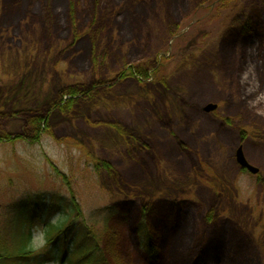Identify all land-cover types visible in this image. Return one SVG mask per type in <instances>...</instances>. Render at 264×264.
<instances>
[{
	"label": "rangeland",
	"instance_id": "1",
	"mask_svg": "<svg viewBox=\"0 0 264 264\" xmlns=\"http://www.w3.org/2000/svg\"><path fill=\"white\" fill-rule=\"evenodd\" d=\"M41 192L111 264H264V0H0V208Z\"/></svg>",
	"mask_w": 264,
	"mask_h": 264
},
{
	"label": "trees",
	"instance_id": "2",
	"mask_svg": "<svg viewBox=\"0 0 264 264\" xmlns=\"http://www.w3.org/2000/svg\"><path fill=\"white\" fill-rule=\"evenodd\" d=\"M129 71L134 75L138 70ZM154 71L157 72L155 69ZM123 74L127 75V71H123ZM77 92L75 88L71 90V93ZM80 92L91 96L89 91ZM44 122L41 118L31 121L36 135L40 134ZM45 195L43 192L30 193L0 208V264H46L55 259H60L61 264H111L104 238L109 229V219L116 213L114 205L97 209L96 215L87 217L75 193L62 195L52 192L46 197ZM143 210L138 225L141 236L147 230L145 220L151 209ZM59 211L66 215L64 221L49 222L45 243L40 249L34 248L32 232L35 225L39 224L42 214L46 213L50 218ZM143 247L156 258L157 253L147 241L143 243Z\"/></svg>",
	"mask_w": 264,
	"mask_h": 264
},
{
	"label": "water",
	"instance_id": "3",
	"mask_svg": "<svg viewBox=\"0 0 264 264\" xmlns=\"http://www.w3.org/2000/svg\"><path fill=\"white\" fill-rule=\"evenodd\" d=\"M218 107L217 104L209 103L204 107V110L207 112L214 111ZM237 162L240 164L241 168L247 169L249 173H252L254 175L258 174L259 167L252 165L250 162H248L245 153L243 152V148L239 147L237 149Z\"/></svg>",
	"mask_w": 264,
	"mask_h": 264
}]
</instances>
